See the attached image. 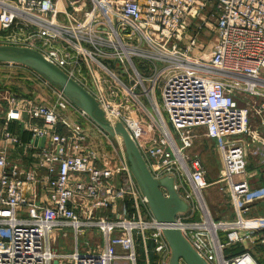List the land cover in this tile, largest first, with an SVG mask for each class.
Segmentation results:
<instances>
[{"label":"built area","instance_id":"obj_1","mask_svg":"<svg viewBox=\"0 0 264 264\" xmlns=\"http://www.w3.org/2000/svg\"><path fill=\"white\" fill-rule=\"evenodd\" d=\"M208 2L218 38L195 55L181 42ZM0 45L36 50L79 83L106 120L126 127L152 176L171 177L187 204L172 222H159L124 148L101 149L84 125L91 117L30 69L55 102L10 92L0 99L8 106L0 124V264H137L138 253L142 264H169L165 228L180 230L208 264H259L249 250H225L264 244V216L244 215L246 136L264 150V135L249 128L250 115L264 114V0H0ZM11 121L32 139L22 142ZM200 136L220 152L216 182L231 208L221 217L208 210L205 165L190 152ZM8 144L27 160L12 162ZM93 234L94 249L86 240L79 250L78 237ZM60 235L72 237L70 252L57 249Z\"/></svg>","mask_w":264,"mask_h":264},{"label":"water","instance_id":"obj_2","mask_svg":"<svg viewBox=\"0 0 264 264\" xmlns=\"http://www.w3.org/2000/svg\"><path fill=\"white\" fill-rule=\"evenodd\" d=\"M15 63L28 67L37 75L45 78L54 87L74 102L85 114L109 135L119 134L123 139L127 163L141 193L147 198L151 214L160 222H172L176 212L187 209L186 202L181 199L173 187L171 177L155 179L136 147L129 131L120 121L111 123L106 120L103 110L79 83L72 80L61 68L55 66L44 56L28 47L0 45V63ZM166 241L171 247L169 264H208L195 249L190 247L180 230L163 229Z\"/></svg>","mask_w":264,"mask_h":264},{"label":"rangeland","instance_id":"obj_3","mask_svg":"<svg viewBox=\"0 0 264 264\" xmlns=\"http://www.w3.org/2000/svg\"><path fill=\"white\" fill-rule=\"evenodd\" d=\"M121 2V0H119ZM217 19V12L213 5V2H208L201 11L197 12L196 17L193 19L191 25L188 28L187 36L183 38L181 45L184 47L190 46L191 51L195 55H200L202 53L210 52L213 45L216 43L218 38L217 29H215V23ZM194 41L192 42V40ZM192 39V40H191ZM192 43V44H191ZM200 47V48H199ZM204 50V51H203ZM10 85V84H9ZM37 93L36 97H34L37 102H48V96L50 94V90L46 87H42L37 85ZM156 97H158V93H156ZM160 102V98L158 97ZM164 118L168 121L167 114L162 111ZM255 119V120H254ZM254 120V121H253ZM90 121L94 123L93 120ZM264 114L256 115L252 114L249 117V128L251 131H256L259 133V136L264 135ZM87 124L84 122V125L88 127L90 130L94 132V140L101 149H104L106 152L114 155V149L117 151L120 150L119 145L124 148L123 146V139L119 134H115L111 136L107 133V138L101 134V132H97L94 127H97L101 131H103L96 123ZM91 127V128H90ZM93 127V128H92ZM198 133H203L204 130L202 128L197 129ZM106 133V132H105ZM245 144L247 145V161L249 162V168L251 172V165L255 163L256 165L259 164V158H264V150L262 149L259 143L253 142L249 135L245 138ZM216 141L205 139L203 136H200L196 139L194 146L191 148V153H196L202 160V163L205 165L206 175L205 180H207L209 186L203 189L202 194L205 197L206 205L210 213L213 216H222V214L231 213V208L229 205L228 196L225 195L224 189L222 184L216 182L218 179V170L222 166L220 160V152L216 150ZM125 151V148H124ZM252 163H251V162ZM252 176V173H251ZM250 176V177H251ZM251 179V178H249ZM215 180V181H214ZM214 181V182H211ZM250 186V184H249ZM248 207V203H247ZM246 216V214H244ZM93 236V237H92ZM222 236V235H221ZM69 239H65L63 236H60L59 239V250L63 251H71L72 245V237L68 236ZM71 237V238H70ZM136 243H137V238ZM88 241L91 245V249H94L95 245L99 243V239L97 236L90 235V236H83L80 235L78 237V247L79 250L84 251L85 248L84 243ZM224 242V240H222ZM150 245V243H148ZM138 252L139 248L137 246ZM227 253V250H225ZM113 264H129L125 260L118 259ZM137 264L141 263L140 253H138V262Z\"/></svg>","mask_w":264,"mask_h":264},{"label":"crops","instance_id":"obj_4","mask_svg":"<svg viewBox=\"0 0 264 264\" xmlns=\"http://www.w3.org/2000/svg\"><path fill=\"white\" fill-rule=\"evenodd\" d=\"M24 82L31 84L30 87H26ZM37 85L46 87L50 90V94L48 96V102H46V104L53 105L55 100H54V94L52 92V89L47 87L40 80L38 81L34 73L28 67H25L23 65L21 66L19 64L10 65L7 63L6 64L0 63V99L4 95H6L5 92H8V93L10 92V93L17 94L19 96L24 95L30 98L31 100L37 101L34 99L38 91ZM13 86L20 87L21 92L14 91ZM1 101H0V124H2L5 119V111L7 110V107H8L6 105V101H3V100ZM29 120H30L29 123H33V124L40 123L36 119H29ZM8 129L13 134H16L21 139L22 142L32 139L30 131L27 129H23V126H21L16 121L9 122ZM35 142L36 141L34 140V143ZM5 145L6 144L3 141H0V148ZM7 151H8L10 160L12 162H15V161L18 162L17 160H21V162L23 161L25 162L28 158L27 153H26L27 151L23 150L22 147H18V146L13 147L8 144ZM258 162L259 164L257 165L255 163L251 165L252 176L250 177L251 179L249 181L251 196L248 202V207H247L248 209L245 211V214L247 217H255V216H260V215L264 216V158H259ZM60 236L58 238V241L60 239ZM64 238L69 239V237H64ZM239 246L243 249V251L244 249L249 250L253 254V256L256 258L257 262H259V264H264V244L263 243L260 244L259 242H256L252 244L248 240H245ZM57 249L59 250V245L57 246Z\"/></svg>","mask_w":264,"mask_h":264},{"label":"trees","instance_id":"obj_5","mask_svg":"<svg viewBox=\"0 0 264 264\" xmlns=\"http://www.w3.org/2000/svg\"><path fill=\"white\" fill-rule=\"evenodd\" d=\"M24 84L26 85V87H30L31 84L24 82ZM13 90L14 91H18L21 92V88L18 86H13ZM243 251V249L239 246V245H234V246H230L227 248V253L225 252V254L228 255H235V254H239ZM251 253V252H250ZM252 254V253H251ZM253 255V254H252ZM254 257V256H253ZM255 258V257H254ZM256 259V258H255ZM257 261V260H256Z\"/></svg>","mask_w":264,"mask_h":264},{"label":"bare ground","instance_id":"obj_6","mask_svg":"<svg viewBox=\"0 0 264 264\" xmlns=\"http://www.w3.org/2000/svg\"><path fill=\"white\" fill-rule=\"evenodd\" d=\"M199 48H200V47H199ZM203 51H204V50H203ZM2 106H3V105H2ZM5 108H6V107H5ZM91 120H92V119H91ZM254 120H255V119H254ZM254 120H253V121H254ZM94 123H95V122H94Z\"/></svg>","mask_w":264,"mask_h":264}]
</instances>
